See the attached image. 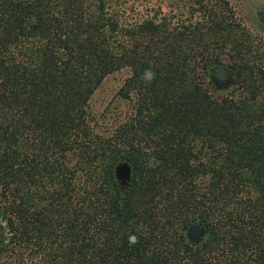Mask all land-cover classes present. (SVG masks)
Instances as JSON below:
<instances>
[{"label":"trees","instance_id":"obj_1","mask_svg":"<svg viewBox=\"0 0 264 264\" xmlns=\"http://www.w3.org/2000/svg\"><path fill=\"white\" fill-rule=\"evenodd\" d=\"M127 1L0 0V264H264V33Z\"/></svg>","mask_w":264,"mask_h":264},{"label":"rangeland","instance_id":"obj_2","mask_svg":"<svg viewBox=\"0 0 264 264\" xmlns=\"http://www.w3.org/2000/svg\"><path fill=\"white\" fill-rule=\"evenodd\" d=\"M145 0H129L126 2L127 12L134 14L136 10L143 9V5L145 4ZM149 2H147L148 4ZM241 7V15L243 17V21L246 25H249L252 31L256 33H264L257 23L253 21H257L256 10L258 8L264 7V0H246L240 4ZM133 12V13H132ZM130 14V15H131ZM133 16V15H132ZM253 18V20L251 19ZM131 18V17H130ZM125 72L118 71L107 75L102 82L95 88L92 93L89 101L92 109L94 111L100 110L107 100L114 96V92L121 79L123 78Z\"/></svg>","mask_w":264,"mask_h":264},{"label":"water","instance_id":"obj_3","mask_svg":"<svg viewBox=\"0 0 264 264\" xmlns=\"http://www.w3.org/2000/svg\"><path fill=\"white\" fill-rule=\"evenodd\" d=\"M216 74L218 76H220V77H223L225 80H228V75H227V73L225 72L224 69L217 68L216 69ZM144 76L145 77H149L150 76V71L149 70H145ZM114 172H115V176L118 178V180L121 183H124L127 180L128 175H129V166L125 162H118L115 165V167H114ZM189 232L192 235H197V234H199L200 231H199V229H198V227L196 225H191L190 228H189ZM130 238L132 239L133 235H131Z\"/></svg>","mask_w":264,"mask_h":264},{"label":"flooded vegetation","instance_id":"obj_4","mask_svg":"<svg viewBox=\"0 0 264 264\" xmlns=\"http://www.w3.org/2000/svg\"><path fill=\"white\" fill-rule=\"evenodd\" d=\"M256 15L258 23L264 28V7L258 8L256 10ZM216 69L213 71L216 83L220 86L227 84L226 80L223 77H220L216 74Z\"/></svg>","mask_w":264,"mask_h":264}]
</instances>
